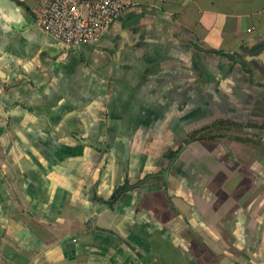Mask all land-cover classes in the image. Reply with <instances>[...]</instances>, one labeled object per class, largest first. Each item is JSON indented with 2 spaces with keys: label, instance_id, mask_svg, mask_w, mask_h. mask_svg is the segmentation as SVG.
I'll use <instances>...</instances> for the list:
<instances>
[{
  "label": "crops",
  "instance_id": "1",
  "mask_svg": "<svg viewBox=\"0 0 264 264\" xmlns=\"http://www.w3.org/2000/svg\"><path fill=\"white\" fill-rule=\"evenodd\" d=\"M127 1L0 31V264H264V0Z\"/></svg>",
  "mask_w": 264,
  "mask_h": 264
},
{
  "label": "built area",
  "instance_id": "2",
  "mask_svg": "<svg viewBox=\"0 0 264 264\" xmlns=\"http://www.w3.org/2000/svg\"><path fill=\"white\" fill-rule=\"evenodd\" d=\"M127 0H44L38 26L54 41L81 48L97 44Z\"/></svg>",
  "mask_w": 264,
  "mask_h": 264
},
{
  "label": "water",
  "instance_id": "3",
  "mask_svg": "<svg viewBox=\"0 0 264 264\" xmlns=\"http://www.w3.org/2000/svg\"><path fill=\"white\" fill-rule=\"evenodd\" d=\"M35 24L38 26L28 10L17 0H0V31L7 38L14 30H25ZM38 28L41 29L39 26ZM41 31L48 36L42 29Z\"/></svg>",
  "mask_w": 264,
  "mask_h": 264
},
{
  "label": "trees",
  "instance_id": "4",
  "mask_svg": "<svg viewBox=\"0 0 264 264\" xmlns=\"http://www.w3.org/2000/svg\"><path fill=\"white\" fill-rule=\"evenodd\" d=\"M218 125H219V126H222V125H223V123H222V122H219V123H218Z\"/></svg>",
  "mask_w": 264,
  "mask_h": 264
}]
</instances>
